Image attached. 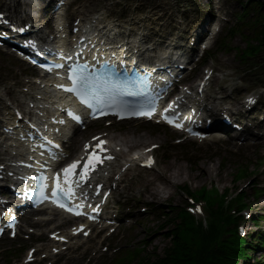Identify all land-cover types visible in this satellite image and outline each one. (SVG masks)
Returning a JSON list of instances; mask_svg holds the SVG:
<instances>
[{"label": "rangeland", "instance_id": "obj_1", "mask_svg": "<svg viewBox=\"0 0 264 264\" xmlns=\"http://www.w3.org/2000/svg\"><path fill=\"white\" fill-rule=\"evenodd\" d=\"M102 1L97 2L90 11L97 9L99 6L106 5L108 12L112 11L115 13V15H118V11L121 12L119 7H123V10L125 11L122 12H124L125 14L129 12L130 17H142V26L150 29L155 28L157 30L160 29V26L158 24L159 22H163L165 18H169L172 14L175 15L177 10L182 6L176 5L178 0ZM113 1H116L117 4L110 5L113 3ZM179 1L185 2L189 0ZM232 1L233 2H230V0H222L220 2L222 11L224 13L222 16L228 19L224 20L223 22L227 24H230V9L234 8L237 5L235 17L231 16V20L233 23L237 21L238 14L240 13V5L241 2H243V0ZM193 7V3H185L183 8H185L186 10H184V12L187 14H192L194 12ZM221 18L219 21L222 20ZM154 22H156V24H153ZM243 30L247 33L251 31L247 29V27H245ZM230 40L231 44L234 47H245V41L240 33L232 37ZM229 52L231 51L229 50L219 55L220 66L226 67L227 65L233 66L236 64L240 70H244L245 68H247V66L242 64L237 58L233 59L231 56H229ZM4 55L6 56H0V59H4V61L2 62L7 69L5 73H17L18 76H21L22 73H26L28 71L29 66H25L26 64L20 62V60H18L16 57H12L7 54ZM2 73L4 74L3 70ZM252 76L253 73L245 75L244 80L249 84H256V82L264 83V75L261 78ZM9 86H11V83L9 84ZM109 130H112L110 135L117 140L123 138L126 139V137L129 135H133L134 137L139 139V143L134 146L135 148L144 147L151 143H162L164 145V149L169 150L168 153L164 155V157L162 154L159 155L158 165L153 172L144 170H135L128 172V174L125 176V179L120 183V188L115 192L113 199L114 201L120 199V201L122 202L124 196H126L128 201L136 205L137 208L145 207V202L152 203V205L161 203L165 205L167 203H172L174 205L184 204L185 195L180 190V187L184 186L185 184H188L191 189H198L201 186L205 185H214L217 186L221 191H223L226 187L230 188L232 191H235L247 184L246 182L234 184L235 174H237L238 168L242 165H251L253 169L257 167L255 165V161H250L247 158V156L249 155H251L250 157H256L253 151L248 152L249 155L244 153L242 157H237L229 152V145L227 144L217 145L216 143H196L192 146L177 147L176 141L173 143L171 142L173 138L172 135H175L174 137L178 135L155 124L138 125L136 122H130L121 130H118V128H112ZM99 131L101 130L95 129L92 131H88L84 134L83 138H87ZM255 151H258V149H256ZM216 153H221V155H217ZM223 157H225L229 162V165L226 169H223L221 167ZM171 165H173V167H171ZM179 166H184V171H182L178 177L175 173L178 170ZM205 167H208L207 169H209L211 173L210 177H213V180H210L209 177H206L204 175L206 171ZM257 169L258 176L263 177L260 181L264 184V174H261L259 172L260 167H257ZM158 174H164L172 178L171 183H173L174 185L167 184L168 188H170L174 193L172 196H169L167 190H163V182L161 179H156L154 184H150L147 186L145 180L147 178L152 179L155 175ZM188 174L195 175L196 180L201 178L200 182L188 178ZM211 181H213V183H211ZM251 188L252 186L250 185V190ZM154 189H156V192H153L155 191ZM248 203V205H250L251 208L254 209L253 212H264V200H253V197H250L248 198ZM146 208L147 211L146 213H143V220L134 227L125 226L124 229L126 230V232L120 230V232H118L113 238L107 239L106 242H104L102 245H99V241L96 239H89L85 242L76 241L73 243L69 250L65 251L63 255L55 256L51 260V262L53 264H113L116 259L114 249L123 244L133 246L136 244L142 245L143 243H145L143 245L149 251L157 249V251L162 252L168 245L169 240L165 237V232L158 229V225L165 223L166 217L160 212L158 213L159 215L156 218L153 216L151 208ZM252 224L253 223H251L250 226L248 225V230L250 232L256 229ZM170 227L171 224H169L167 228L169 229ZM44 230H48V228H45ZM27 246V242L23 245L15 244L12 242H5L0 244V264H17L18 262H22L26 255L25 249L27 248ZM106 248H109L108 251H104L106 250ZM40 258H42V256H40Z\"/></svg>", "mask_w": 264, "mask_h": 264}, {"label": "snow or ice", "instance_id": "obj_2", "mask_svg": "<svg viewBox=\"0 0 264 264\" xmlns=\"http://www.w3.org/2000/svg\"><path fill=\"white\" fill-rule=\"evenodd\" d=\"M56 67L62 68L64 65L60 64ZM86 68L87 65L70 67L68 69V78L71 80L72 86L65 88L66 91L74 93L79 98L81 103L87 105L89 108L96 105L101 114H107L106 110H111L115 115L120 116L121 119L124 118L125 114L135 116L147 115L151 118L152 114L155 112V105H149L147 107L143 105H134L130 104L125 99V97L138 96L142 94L139 89L134 90L130 82L119 80L102 81L101 78L88 74L86 72ZM58 87L64 86L58 85ZM69 115H73L74 119L77 121L80 120L79 116H75L71 112ZM163 119L168 123L173 124L175 127L183 128L182 124L176 123V121L168 115H165ZM188 131L191 133L192 129H188ZM193 134L199 135L198 133ZM93 139L98 141V143L95 145H85L87 155L85 158H82L84 160L82 170L79 172L77 171V169L81 166V160L73 161L62 170L63 183H61L60 174H57L55 188L51 192V198H53L61 208H65L69 212H73V209L63 203H60V197L63 196L69 199L72 198L75 192V187L79 186V182L75 180L74 177L78 175L81 180L86 181L90 178L91 173L96 169L97 165L103 164L105 158H112L111 156L104 157L101 155L107 151L105 147L106 141L101 140L99 137H94ZM56 147L59 148V145H56ZM89 148L92 150L88 151ZM150 162L151 158L149 163ZM41 179L45 181L42 187L46 189L47 177H42ZM43 194L44 193L42 191V195ZM45 198L48 197L45 196ZM76 208L80 209V205H77ZM75 215H87V213L76 210ZM80 230L82 231L83 229L81 228ZM58 238L63 239V237Z\"/></svg>", "mask_w": 264, "mask_h": 264}, {"label": "trees", "instance_id": "obj_3", "mask_svg": "<svg viewBox=\"0 0 264 264\" xmlns=\"http://www.w3.org/2000/svg\"><path fill=\"white\" fill-rule=\"evenodd\" d=\"M180 215L183 224H179L172 235V248L166 251L164 257L143 264H204L208 251L211 255L224 256L222 250L225 242H219V234L223 231L225 223L222 221V216H219L205 231L202 226L188 224L191 222L190 216L184 211Z\"/></svg>", "mask_w": 264, "mask_h": 264}, {"label": "bare ground", "instance_id": "obj_4", "mask_svg": "<svg viewBox=\"0 0 264 264\" xmlns=\"http://www.w3.org/2000/svg\"><path fill=\"white\" fill-rule=\"evenodd\" d=\"M113 3H115V2H113ZM9 11L10 12H12L13 11V9L11 8V9H9ZM61 25H63L64 26V28H66V23H65V21L64 20H62L61 21V23L59 24V26H61ZM104 28L105 27H102L101 28V31H103L104 33H106L107 32V30L106 31H104ZM109 31H111V28H109ZM64 33V32H63ZM62 41L63 42H65V40L64 39H62ZM3 67V65L0 63V69ZM47 85V87L46 88H44L43 90H41V91H39V92H37L36 93V96H38L39 94H42L44 97H45V102L44 101H39V106H49L50 105V103H52V102H54V98H55V96L54 95H51V91H50V86L48 85V84H46ZM31 92H33V91H31ZM48 94H49V96H48ZM0 101H4V97L3 96H0ZM42 111H46L45 109H41ZM264 122V119H262L261 121H260V123H263ZM129 134H131V133H129ZM81 135H83L82 133H79L76 137H75V139H74V141H77L78 139H79V136H81ZM217 136V134H214V137H216ZM139 139H137L136 137H134L133 135L131 136V135H129V136H127L126 137V139L125 140H123L122 139V144L124 145V146H126V147H132V146H134L135 144H137V143H139V141H138ZM119 145V143L117 144V146ZM13 150H15V149H12L11 150V152H13ZM17 150V149H16ZM208 167H205V176L206 177H210L211 176V173H210V171H209V169H207ZM108 168H106L104 171H106ZM182 171H184V166L182 167V166H179L178 167V170L176 171V175L179 177V175L181 174V172ZM188 176V178H190V179H193V180H196V177H195V175H192V174H188L187 175ZM165 178H168V176H165ZM169 179H170V177H169ZM200 180H201V178H199L198 180H196L197 182H200Z\"/></svg>", "mask_w": 264, "mask_h": 264}]
</instances>
